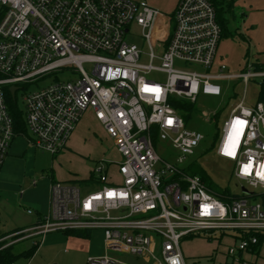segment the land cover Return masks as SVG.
Masks as SVG:
<instances>
[{"label": "built area", "instance_id": "obj_1", "mask_svg": "<svg viewBox=\"0 0 264 264\" xmlns=\"http://www.w3.org/2000/svg\"><path fill=\"white\" fill-rule=\"evenodd\" d=\"M160 19L162 13L144 0H0V173L19 135L7 103L10 87L18 92L67 68L72 81L24 94L21 134L56 156L91 111L122 156L115 175L111 163L95 168L91 192L53 181L48 213L9 238L100 231L106 254L87 264H133L123 256L135 264H187L182 240L196 237L230 239L227 256L234 264H249L244 255L258 252L264 235V102L249 106L242 98L221 131L216 153L234 163L240 194L220 197L178 165L205 139L187 128L181 100L195 104L200 95L220 96L221 80L247 86L261 79L264 87V63L248 62L239 74L225 73V65L213 72L223 29L209 0H179L161 56L152 44ZM133 25L149 51L126 41ZM176 61L211 72L179 69ZM153 72L166 74V81L149 79ZM156 138L180 152L176 163L159 155Z\"/></svg>", "mask_w": 264, "mask_h": 264}, {"label": "rangeland", "instance_id": "obj_2", "mask_svg": "<svg viewBox=\"0 0 264 264\" xmlns=\"http://www.w3.org/2000/svg\"><path fill=\"white\" fill-rule=\"evenodd\" d=\"M144 1L164 16V19H160L152 39L156 54L161 56L173 30V12L179 0ZM244 1L247 0H236L234 14L226 15L229 33L224 34L220 42L213 72H218L219 67L225 65L227 67L225 73L239 74L243 72L248 62H264V4L260 3L258 10L250 14V7ZM159 36L162 37L160 40ZM126 41L138 45L143 51H149L141 29L135 25L131 27V33L126 36ZM143 61L147 63V57H144ZM84 67L89 69V65ZM175 67L211 72L202 66L184 64L180 61H176ZM72 70L64 69L19 90L18 107L24 111L23 96L26 92L42 89L58 81H72ZM149 79L165 82L167 75L153 72ZM218 83L222 87L220 96L200 95L195 104L181 100L184 102L187 128L202 133L205 139L195 149V153L178 166L190 175L205 177L208 186L213 182L221 189L229 188L232 192L240 194L241 184L232 176L234 163L219 157L216 153L217 147L223 124L233 106L242 98H245L246 105H255L260 101L263 86L261 79L251 80L247 86L239 79L221 80ZM186 105H190L191 108L187 109ZM215 114L217 116H214ZM209 116L212 120H207ZM155 146L163 159L176 163L180 152L169 142L156 138ZM121 160L122 156L115 141L107 135L91 111L81 119L64 152L56 156L40 152L24 135H17L0 173V246L18 243L16 251L20 253L38 242L41 244L32 258L22 257L15 264H87L91 257L104 256L105 240L100 231L92 232L90 237L86 238L54 232L45 238H31L19 241L20 243L16 242L18 239L9 238L10 235L6 234L16 229L23 228L21 230L25 231L33 227L37 215L32 216L27 211L34 214L39 212L42 215L48 213L50 187L53 181L77 186L83 193L91 192L96 188V184L82 180L90 179L98 165L108 167L110 163L113 167L112 174L115 175L116 163ZM231 244L227 238L221 243L218 240L209 241L196 237L183 239L181 246L187 264H234L227 256ZM262 256L263 259L259 260L258 264H264V247ZM123 257L128 258L130 263H137L132 257Z\"/></svg>", "mask_w": 264, "mask_h": 264}, {"label": "trees", "instance_id": "obj_3", "mask_svg": "<svg viewBox=\"0 0 264 264\" xmlns=\"http://www.w3.org/2000/svg\"><path fill=\"white\" fill-rule=\"evenodd\" d=\"M209 1L213 4V6L215 7L217 11L218 21L223 29V36H224V34L229 33L227 31L228 30V20L226 18V15H229L232 13L234 14L236 0H209ZM6 95H7V103L9 105V110L15 122L16 131L18 134L24 133L25 132V122H24L23 110H21L18 107L17 95L15 96V98H13L9 92H7ZM259 100L261 102H264V87L259 96ZM186 107L187 109L191 108L190 105H186ZM202 178L206 181L205 177H202ZM209 187L213 191H215L217 194H219L220 197L230 198L232 196L231 190L229 188L221 189L220 187L216 186L213 182L209 183ZM20 231L21 229H16V230L10 231L6 235L9 236V235L15 234ZM68 234H71L72 236H76V237L86 238V237H89L90 232H69ZM19 238L21 237H15L14 240L19 239ZM263 243H264V235H261L260 236V247L262 246ZM17 244L18 243H13V244H10L9 246L4 244L0 246V264H15L22 257H26L30 259L35 255V253L37 252L40 246V243L38 242L34 244L32 248L19 253L16 251Z\"/></svg>", "mask_w": 264, "mask_h": 264}, {"label": "crops", "instance_id": "obj_4", "mask_svg": "<svg viewBox=\"0 0 264 264\" xmlns=\"http://www.w3.org/2000/svg\"><path fill=\"white\" fill-rule=\"evenodd\" d=\"M254 1H257V2H254ZM254 1H252V0L244 1V3H245L248 7H250V12H249L250 14H251V13H254V11H257V10H258L257 7H259V5L264 4V0H260L259 3H258V0H254ZM260 3H261V4H260ZM253 4H255L256 6H254ZM262 63H264V62H262ZM88 180H89V179H87V180H82V182H86V181H88ZM27 213H28V211H27ZM28 214H29V213H28ZM30 215H32V216L37 215V217H35V220H34L33 225H35L37 222H39V220H40L42 217L45 216V215L40 214L39 212H36L35 214H34V212H33V214H30ZM20 229H23V228H20ZM24 229H25V228H24ZM90 234H91V233H90ZM89 237H90V235H89ZM228 240H230V239H228ZM230 241H231V240H230ZM231 242H232V241H231ZM263 247H264V243H263L262 246L259 248V250H258L257 253H255V254L247 253V254L244 255V259H245L247 262H249V264H258L259 260H262V259H263V256H262Z\"/></svg>", "mask_w": 264, "mask_h": 264}, {"label": "water", "instance_id": "obj_5", "mask_svg": "<svg viewBox=\"0 0 264 264\" xmlns=\"http://www.w3.org/2000/svg\"><path fill=\"white\" fill-rule=\"evenodd\" d=\"M17 90H18V89H17V87H15V86L10 87L9 91H10V94H11V96H12L13 98H15ZM244 192L247 193L246 190H244Z\"/></svg>", "mask_w": 264, "mask_h": 264}]
</instances>
